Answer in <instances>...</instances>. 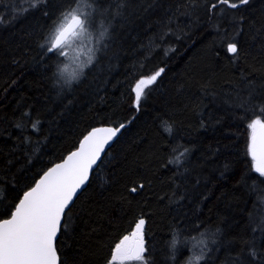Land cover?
<instances>
[{
    "label": "trees",
    "instance_id": "1",
    "mask_svg": "<svg viewBox=\"0 0 264 264\" xmlns=\"http://www.w3.org/2000/svg\"><path fill=\"white\" fill-rule=\"evenodd\" d=\"M78 5L107 31L67 83L48 37ZM229 5L0 0V212L91 128L124 125L66 211L59 264H109L140 219L147 264H188L201 233L200 264H264V176L249 152V124L264 120V0ZM160 69L137 108L136 83Z\"/></svg>",
    "mask_w": 264,
    "mask_h": 264
},
{
    "label": "snow or ice",
    "instance_id": "2",
    "mask_svg": "<svg viewBox=\"0 0 264 264\" xmlns=\"http://www.w3.org/2000/svg\"><path fill=\"white\" fill-rule=\"evenodd\" d=\"M30 2L32 7H35L40 0H30ZM220 2L229 5V0H220ZM247 2L248 0H239V4ZM229 6L233 9L238 7L237 3H231ZM89 23V16L81 14L78 9H71L68 13L62 14L60 21L49 34L48 51L58 56L67 55L63 50L88 32ZM106 31L105 29L100 33L99 39L104 38ZM228 51L237 53V45L229 44ZM91 60L90 56L88 63H91ZM80 67L82 69L83 65ZM162 71L163 69H160L154 75L142 78L136 83L134 91L137 108H139L145 88L154 84ZM78 78V74L73 73L66 82L71 83L72 80ZM260 111L264 115V107H261ZM249 128L251 129L250 156L254 162L255 171L264 176V120L258 118L252 120ZM167 130L170 131V128ZM118 131L119 128H106L90 132L84 138L78 151L73 152L64 163L51 168L36 183L35 187L23 194L19 203L13 206L14 211L7 209L0 212V215H7L10 212V218L0 219V264H58L54 240L61 229L66 209H70V203L77 189L88 179L89 171L100 159L105 145ZM144 223L145 221L140 219L131 236H125L115 246L111 256L113 264L117 262L118 264H125V262L147 264L144 255L146 251ZM204 235L201 233L198 239L199 254L194 253L189 258L188 264H200L202 261L207 250ZM176 243L174 235L171 242L173 249Z\"/></svg>",
    "mask_w": 264,
    "mask_h": 264
},
{
    "label": "rangeland",
    "instance_id": "3",
    "mask_svg": "<svg viewBox=\"0 0 264 264\" xmlns=\"http://www.w3.org/2000/svg\"><path fill=\"white\" fill-rule=\"evenodd\" d=\"M84 8V6L78 5L73 9H78L81 14L89 16L90 23L88 26V32L84 36L76 39L70 47H67L63 50L65 53H67V55H59L61 57L59 71L62 72L66 77L71 76L73 73H79V71L81 70V65H83L82 70H84L86 68L85 66L90 64L88 63L90 56L92 57L91 62L94 61V59L96 58L97 50L99 49L100 44L103 40L99 39V35L102 30L101 26L98 27V24L94 23V16L90 12V10L88 11L86 9L87 11L85 12ZM75 81L76 80H72V82ZM135 230L136 227L130 234H132ZM109 264H113L111 258ZM125 264H136V262H125Z\"/></svg>",
    "mask_w": 264,
    "mask_h": 264
},
{
    "label": "water",
    "instance_id": "4",
    "mask_svg": "<svg viewBox=\"0 0 264 264\" xmlns=\"http://www.w3.org/2000/svg\"><path fill=\"white\" fill-rule=\"evenodd\" d=\"M121 125H123V124H120L119 126H116V127H114V126H110V125H101V126H96V127H93V128H91L80 140H79V142H78V144H77V146L74 148V149H72L70 152H68L60 161H58V162H56V163H53L51 166H49L47 169H45L44 171H43V173L36 179V181L34 182V184L30 187V188H28L26 191H24L23 192V194L25 193V192H27V191H30L31 190V188H33V187H35V185H36V183L43 177V175L46 173V172H48L51 168H54L57 164H62V163H64V161L65 160H67V158L73 153V152H76V151H78L79 149H80V145L82 144V142H83V140H84V138L90 133V132H92L93 130H96V129H106V128H119V131L116 133V135L112 138V140H110L109 142H108V144H106L105 145V149H104V151L101 153V157H100V159L99 160H97V162H96V164H94L93 166H92V169L89 171V175H88V179L85 181V183L83 184V185H81V187L79 188V189H77V193H76V195H74V197H73V200H72V202L70 203V205L73 203V201L75 200V198L77 197V195L85 188V186L87 185V183H88V181H89V178H90V176H91V173H92V171L98 166V164H99V162L101 161V159H102V157L105 155V153L107 152V150L110 148V146L113 144V142L116 140V138L119 136V134L121 133V131H122V129H123V127H124V125H123V127H121ZM253 164H254V162H253ZM255 168V167H254ZM23 194L21 195V197H20V199H22L23 198ZM19 203V200L17 201V203L16 204H18ZM15 204V205H16ZM12 211H14V208H13V210ZM66 211H67V209H66ZM7 218H10V215L8 216V217H6V218H4V219H7ZM63 219H64V217H63ZM63 219H62V222H61V226H62V223H63ZM61 230V229H60ZM59 233H60V231H58V233H57V237H58V235H59ZM57 237H56V239H57ZM56 239L54 240V246H55V243H56ZM55 248H56V246H55ZM56 253H57V250H56ZM57 257H58V264H59V255H58V253H57Z\"/></svg>",
    "mask_w": 264,
    "mask_h": 264
},
{
    "label": "flooded vegetation",
    "instance_id": "5",
    "mask_svg": "<svg viewBox=\"0 0 264 264\" xmlns=\"http://www.w3.org/2000/svg\"><path fill=\"white\" fill-rule=\"evenodd\" d=\"M128 236H131V234H130V235H128Z\"/></svg>",
    "mask_w": 264,
    "mask_h": 264
}]
</instances>
